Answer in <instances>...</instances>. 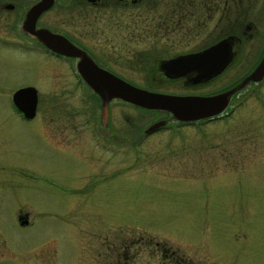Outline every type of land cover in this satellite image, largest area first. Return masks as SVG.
<instances>
[{
  "label": "rangeland",
  "instance_id": "374dc122",
  "mask_svg": "<svg viewBox=\"0 0 264 264\" xmlns=\"http://www.w3.org/2000/svg\"><path fill=\"white\" fill-rule=\"evenodd\" d=\"M72 81L66 62L0 45V264H101V253L105 264H264L261 101L249 97L201 129L149 136L160 114L119 102V149L92 142L85 156L77 141L63 151L49 136L57 99L67 106L59 112L84 113ZM23 85L39 93V116L28 123L11 108ZM83 121L76 116L80 130ZM101 164L108 170L98 172ZM77 197L79 209L70 205ZM19 209L33 226H18ZM73 219L104 234L88 244Z\"/></svg>",
  "mask_w": 264,
  "mask_h": 264
},
{
  "label": "flooded vegetation",
  "instance_id": "af4514ba",
  "mask_svg": "<svg viewBox=\"0 0 264 264\" xmlns=\"http://www.w3.org/2000/svg\"><path fill=\"white\" fill-rule=\"evenodd\" d=\"M41 2L48 8L39 13L30 28L33 21V17H28L30 9ZM41 30L65 37L84 53L90 65L143 89L174 96L204 97L234 91L220 115L198 121H177L169 112L147 111L160 114L151 124L164 121L156 131H179L183 126L201 129L231 116L237 105L249 97L264 104V76L260 81L248 79L264 58V0H0V45L66 62L75 79L71 84L82 90L84 113L59 112L66 111L67 106L58 99L55 102L58 112L49 118L54 126L49 136L59 150L68 151L76 141L84 148L85 156L91 153L92 142L100 148L114 145L118 150L119 114L114 108L119 106V100L109 103L108 116L103 120L98 96L77 71L80 57L60 55L45 47L34 34ZM222 40L229 42V60L223 71L214 77L195 83V71L169 78L161 70V64L167 59L200 53ZM119 67L139 75L140 83L120 74ZM25 86L29 85L21 87ZM162 87L169 90L161 91ZM38 107L39 93L36 114L26 119L11 101L13 115L26 123L39 116ZM80 114L84 116L83 130L78 129L75 122ZM153 132L142 135L149 136ZM100 166L98 172L108 170ZM93 193L101 194L97 189ZM80 202L81 198L77 197L71 199L70 205L79 209ZM15 221L22 228L34 224L30 213L23 209L17 210ZM74 223H71L72 228L83 234L88 244L92 242L93 233L104 234L102 230L97 232L87 225ZM45 241L41 242V247L50 250ZM100 260L105 264L102 253Z\"/></svg>",
  "mask_w": 264,
  "mask_h": 264
},
{
  "label": "water",
  "instance_id": "95a60500",
  "mask_svg": "<svg viewBox=\"0 0 264 264\" xmlns=\"http://www.w3.org/2000/svg\"><path fill=\"white\" fill-rule=\"evenodd\" d=\"M47 8L48 5L45 6L41 2L30 9L28 17H33V21L29 25L30 28H33L39 13ZM34 34L45 47L53 52L68 57H80V61L77 63V71L82 79L90 85L92 92L98 96L101 102L103 120H106L108 116L107 107L109 103L113 100H119V102L145 110L169 112L177 121H198L220 115L227 107L229 97L234 92L225 91L204 97L174 96L143 89L94 64L90 65L88 63L90 61L84 53L65 37L48 30H41L34 32ZM229 49V42L222 40L200 53L167 59L161 64V70L169 78L180 77L188 71H195L197 74L193 82L198 83L223 71L229 60ZM263 76L264 58L248 79L260 81ZM37 101V89L33 86L17 89L12 94L13 104L26 119L35 116ZM163 125L164 121H157L150 124L144 132H153Z\"/></svg>",
  "mask_w": 264,
  "mask_h": 264
}]
</instances>
